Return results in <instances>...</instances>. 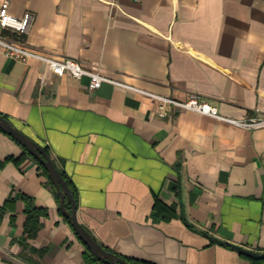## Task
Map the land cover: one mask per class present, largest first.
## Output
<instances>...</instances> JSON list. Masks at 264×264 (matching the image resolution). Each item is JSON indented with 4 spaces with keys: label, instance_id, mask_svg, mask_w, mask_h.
<instances>
[{
    "label": "crops",
    "instance_id": "crops-1",
    "mask_svg": "<svg viewBox=\"0 0 264 264\" xmlns=\"http://www.w3.org/2000/svg\"><path fill=\"white\" fill-rule=\"evenodd\" d=\"M9 2L33 13L34 50L178 100L196 93L225 117L264 116V0ZM89 83L0 52V114L47 147L95 239L148 264H264L230 247L264 252V126L169 105L161 118L145 94ZM29 205L46 209L34 237ZM86 250L37 159L0 130V264H86Z\"/></svg>",
    "mask_w": 264,
    "mask_h": 264
},
{
    "label": "built area",
    "instance_id": "built-area-1",
    "mask_svg": "<svg viewBox=\"0 0 264 264\" xmlns=\"http://www.w3.org/2000/svg\"><path fill=\"white\" fill-rule=\"evenodd\" d=\"M33 13L26 11L22 16H16L10 11L9 0L0 1V52L7 57L27 62L36 60L49 66L51 71L56 74L70 73L76 78L87 75L90 78L89 88H98L104 81L138 91L151 97L157 104V114L161 118H166L168 113L165 106H176L181 109L196 111L202 114L220 118L230 124L246 128H258L264 126L263 117H251L245 119H234L222 116L218 113L217 107L196 93H189L184 100L164 96L150 92L129 83L111 80L100 74L98 71L84 67L81 62L71 57L53 58L42 52L30 48L24 36L28 32Z\"/></svg>",
    "mask_w": 264,
    "mask_h": 264
},
{
    "label": "water",
    "instance_id": "water-1",
    "mask_svg": "<svg viewBox=\"0 0 264 264\" xmlns=\"http://www.w3.org/2000/svg\"><path fill=\"white\" fill-rule=\"evenodd\" d=\"M0 129L22 145L25 150L37 159V161L46 169L49 178L55 187L56 193L59 195L60 208L63 215L68 219L75 234L86 245L90 253L99 261L106 264H135L127 258L105 248V246L100 244L89 230L79 222L77 218V201L71 192L68 182L62 176L46 148L38 144L30 136L15 126L6 116L1 114ZM66 199L70 201V208H67L66 206ZM203 234L212 242H216L220 245L225 244L222 240H219L206 232H203ZM230 247L246 257L252 259H264V252L259 253L235 244H230Z\"/></svg>",
    "mask_w": 264,
    "mask_h": 264
},
{
    "label": "trees",
    "instance_id": "trees-1",
    "mask_svg": "<svg viewBox=\"0 0 264 264\" xmlns=\"http://www.w3.org/2000/svg\"><path fill=\"white\" fill-rule=\"evenodd\" d=\"M45 148L47 150V147H45ZM47 152H48V150H47ZM8 159H12L16 163H19V161H21L22 158L9 157ZM38 164H39L41 170L49 177L46 169L39 162H38ZM61 174L65 178V180L68 182V184L71 188V192L76 199V195H75L69 181L67 180V178L65 177V175L62 172H61ZM49 180H50V178H49ZM50 183H51V186L53 188V191L55 192V195L59 199V195L56 193L55 187H54L53 183L51 182V180H50ZM76 201H77V199H76ZM66 206H67V208H70V201L68 199H66ZM155 208H156V206H155ZM25 209L27 212V221L25 224L24 233L26 234L27 237H34L40 228L39 216L45 214L46 209L41 208V207L32 206V205L27 206ZM128 260H130L131 262H133L135 264H148V263H144V262H137L136 260H132L129 258H128ZM84 261L86 264H98V260L96 259V257L93 256V254H91L88 250H86L84 253Z\"/></svg>",
    "mask_w": 264,
    "mask_h": 264
}]
</instances>
